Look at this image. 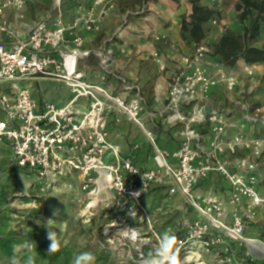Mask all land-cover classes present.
Listing matches in <instances>:
<instances>
[{
  "label": "built area",
  "instance_id": "obj_1",
  "mask_svg": "<svg viewBox=\"0 0 264 264\" xmlns=\"http://www.w3.org/2000/svg\"><path fill=\"white\" fill-rule=\"evenodd\" d=\"M65 1L53 0L49 13L30 26L26 39L0 40V82L9 85L8 90L0 91V141L11 149V165L29 171L46 187L76 172L85 207L89 200L100 199L101 191H111L128 205V215L134 210L135 216L148 220L157 238L145 200L155 188L167 187L170 195L181 194L197 213L177 235L179 252L185 251L188 258L198 251L234 264L232 243L247 245L248 228L264 213V129L258 134L248 129L253 124L264 125V111L252 102L254 87L242 85V77L255 76L257 65L243 59L235 65L225 63L204 35L182 47L171 44L179 56L159 115L167 125L180 128L182 140L169 153L158 148L149 133L156 167L143 169L109 141L107 119L117 110L143 127L144 97L137 94L128 100L115 96L104 86L106 74L100 83L92 82L79 67L92 54L84 48L79 29L101 30L105 7L98 8L105 0H91V4L80 0L72 23L64 20ZM11 6L24 18L25 0H0L1 31L8 30L6 9ZM130 14L134 15L129 12L125 21ZM211 22L217 24L216 19ZM154 38L160 41L167 36ZM115 39L114 35L107 42ZM96 55L106 73L117 61L107 44ZM157 61L162 70L167 69L165 60ZM37 77L61 81L70 89L71 99L62 106L37 101L22 84ZM218 88L224 97L221 101L213 97ZM82 99L87 106L80 104ZM242 151L248 154H240ZM216 175L229 183L227 199L215 187L200 190L202 183ZM99 205L89 207L85 215H93ZM255 255L249 249L243 261L253 262Z\"/></svg>",
  "mask_w": 264,
  "mask_h": 264
},
{
  "label": "rangeland",
  "instance_id": "obj_2",
  "mask_svg": "<svg viewBox=\"0 0 264 264\" xmlns=\"http://www.w3.org/2000/svg\"><path fill=\"white\" fill-rule=\"evenodd\" d=\"M53 0H25V9L23 11L24 18H20L19 12L16 8L11 6V9H6L7 24L15 23V20L20 19L21 23H24L29 30L30 26L37 21L45 17L52 6ZM68 2L80 1V0H67ZM85 2L89 0H84ZM243 0H204L199 1V5L205 7L209 11L207 19L202 23L204 36L208 34L214 35L209 39L214 52L219 58L223 59L221 55H218L215 48L221 42L222 37L229 35V37L243 45L245 49L258 48L264 51V12H257L255 9L248 10L243 6ZM114 9H111L109 13L122 16L126 10L136 12L139 5L142 6V0H114ZM118 4V6H117ZM145 16L141 18V15L130 14L128 19L134 22H147L150 24L169 23V17L176 12L178 18H182V37L191 42L190 30L192 27V20L194 19L195 12L190 17V7L193 9L196 6L195 0L188 2L189 5L182 3L180 0H146L145 3ZM28 11V12H27ZM27 12V13H26ZM148 17V18H147ZM186 17L189 19L187 20ZM145 18V19H144ZM148 20H147V19ZM217 20V24L213 25L211 20ZM1 20V18H0ZM184 20L185 22L184 25ZM19 21V23H20ZM254 22L258 23V28L253 29ZM139 24V23H138ZM185 26V29H183ZM222 27L223 32L218 31ZM222 34L221 37L218 34ZM105 34L98 36L95 46L98 48L102 45V41ZM154 36L156 34L148 31H141L140 46L148 49L151 46V42H160L164 44L167 39L156 40ZM207 36V37H208ZM216 40H218L216 42ZM170 45V42L165 43ZM131 47H135L138 44H129ZM239 53H235V56ZM256 74L253 78L242 77V85L244 88L249 86L254 87V93L251 96L252 102L264 111V59L256 63ZM30 85L32 92L38 98L43 96L44 98H50L60 105L62 101L70 100L71 94L68 87L58 80H29L26 81ZM4 83L0 82V88H5ZM88 104V103H87ZM82 109V107H81ZM264 113V112H263ZM0 116L3 117V113L0 110ZM248 128L258 134V131L264 129V125L261 123L251 125ZM17 172V171H16ZM16 173H14L13 176ZM13 178V177H11ZM15 181V180H14ZM9 180V192L5 193L0 198L4 202V210L9 211L12 217L15 219L18 216L24 223L26 228L25 238H30L35 241L38 237H45L46 243L49 245L47 239V229L43 226V223L49 218L56 219V224L53 226V230L59 233V239L62 241L61 250L55 254L49 255L43 259L40 256L37 257V264H72V259L77 252L91 251L95 254V264H120L118 257L113 255V244L110 241H115L117 248H123L131 253L132 259L128 261V264H137V260L140 256L149 253L158 243V238L150 230L149 222L144 217L135 216L132 218L127 213V204H125L118 197L107 200L106 204L101 203L94 211L93 215L86 216L83 213L85 208V195L81 191V179L79 174L72 172L68 175L60 177L50 187L39 183L37 180L33 182V178L26 173H22V177L17 178L18 184ZM12 183V184H11ZM27 187L23 190V187ZM169 191V190H168ZM172 197L169 193L163 194V203L172 204ZM156 202H145V206L149 211L151 224L155 231L161 235V228L170 224L172 220L176 221L181 215L178 210L173 211L171 208H164L163 212H159L155 207ZM150 205V206H149ZM44 209L39 216L33 217L31 210ZM51 211V212H50ZM58 211L57 217L53 216V212ZM50 212V213H49ZM173 212V213H172ZM18 215V216H16ZM33 218L35 228H30L27 225L26 216ZM19 218V217H18ZM259 221L256 224L251 225L246 235L250 238H255L264 242V213L258 216ZM41 224H37V222ZM161 223H163L161 225ZM21 224V223H20ZM123 227H136L141 233V241L136 245H132L128 241L118 240L117 234L119 228ZM177 235L181 233V230H173ZM44 242V241H43ZM232 254L236 261H242L243 264H264V260H258L256 262L247 261L243 259L247 257L249 253L248 246L244 243L239 245L237 242L232 243ZM185 251L179 252V257L182 264H194L187 258ZM203 259L206 264H228L223 258L216 257L215 255H209L202 253ZM256 256V255H255ZM235 262L234 264H237Z\"/></svg>",
  "mask_w": 264,
  "mask_h": 264
},
{
  "label": "crops",
  "instance_id": "obj_3",
  "mask_svg": "<svg viewBox=\"0 0 264 264\" xmlns=\"http://www.w3.org/2000/svg\"><path fill=\"white\" fill-rule=\"evenodd\" d=\"M114 0H105L104 5L98 8L99 11L105 7V11L101 16V30L99 32H88L83 29H79V32L85 38L84 48L92 51L91 56L84 58L80 61V69L85 73V75L92 82H101V78L106 74V82L104 86L115 96H120L122 98H128L131 100L137 94H140L144 97L146 101V106L144 111L141 113V122L143 127L131 119L126 114L120 113L117 110H113L108 114L107 121V130H108V139L111 143L118 147L122 156L132 157L136 164L143 169L155 168V146L152 143L149 133L155 139V145L161 150H165L169 153L175 151L182 140L180 135L179 127H171L162 121L159 112L163 108V104L166 101V97L169 91V84L171 73L173 70V64L175 60L178 59V53L173 50L170 46L171 44L182 47L186 40L182 37V18H178L176 12L169 17V23L161 24H150L147 22H134L133 20L127 19L125 21V16L132 12L131 10H126L125 14L122 16L109 13L111 9H114L115 3ZM182 3L189 5L188 2L191 0H180ZM204 0H200L203 2ZM142 6L139 5L138 10L134 15H141L143 18L145 16V3L146 0H142ZM88 4H91V0L88 1ZM118 6V4H117ZM11 9V7H9ZM79 11V1L64 3V20L67 23H72L75 16ZM28 12V11H27ZM26 12V13H27ZM194 13L193 9L190 7V17ZM148 18V17H147ZM146 18V19H147ZM145 19V18H144ZM188 20L189 18L186 17ZM39 20V19H38ZM148 20V19H147ZM20 19L15 20V23L8 25L7 31L0 30V40L5 42H13L17 40H24L28 37V28L24 23H19ZM139 23V24H138ZM141 31L152 32L156 35H166L170 45L161 44L160 42L152 41L151 46L146 49L143 46H140V36ZM105 34L102 45L98 48L95 46V42L101 34ZM116 36L115 41L107 42L110 37ZM206 34V37L210 39L213 34ZM219 37L222 36L220 33ZM218 40H216L217 42ZM211 42V41H210ZM138 44L135 47H131L129 44ZM107 44L108 47H111L116 56V62L111 67L109 72H105L100 58L96 55V52L103 46ZM175 56V57H174ZM158 58L166 61L167 69L162 70ZM243 60H240L238 63H242ZM34 79L39 80H48L42 77H37ZM30 79V80H34ZM29 81V80H27ZM23 86H26L30 89L33 97L39 102H52L57 105L55 101L50 98H40L36 97L31 90L29 84L26 81L22 82ZM5 88H0L2 90H8L9 85L4 84ZM69 89V88H68ZM69 92L72 97V93L69 89ZM213 97L221 101L224 99L221 89H217L213 92ZM71 99V98H70ZM68 100H64L58 106H62L67 103ZM82 106H87V100H80ZM1 110V109H0ZM155 114V117L152 116ZM1 117V116H0ZM240 154H248L247 151H242ZM11 149L5 141H0V198L4 196L5 193L9 192L10 182L14 181L15 185L18 184L17 178L22 177V173H26L33 178L35 182L36 177L27 170L18 169L11 165ZM169 161L174 163L172 157ZM17 171V172H16ZM16 173V176H13ZM13 177V178H11ZM12 184V183H11ZM210 187H215L225 199L229 196V183L221 178L213 177L202 183L200 190H206ZM27 187H23V190H26ZM168 193L167 187H157L151 192L145 202L151 204L153 201L156 202L155 207L157 210L160 208L169 207L173 211H179L180 213L176 221L172 220L170 224L163 226L161 228V234L165 231L173 232V230L183 231L185 228L186 222L194 221L197 218V213L193 210L186 202L184 197L181 194H175L172 197V204L163 203V194ZM115 193L103 190L101 191L99 198L100 204H106L107 200L113 199ZM4 202L0 200V264H7L8 257L12 254V245L21 241L22 238H25L26 228L23 226V222L20 219L22 216H18L16 219L12 217V214L4 210ZM150 206V205H149ZM44 209H33L31 214L33 217L39 216L41 212L44 214ZM51 212V211H50ZM49 212V213H50ZM85 213V209L83 210ZM173 213V212H172ZM33 218H28L26 216V224L30 225V228H35L34 222L31 221ZM259 221V218L258 220ZM256 221V222H257ZM21 223V224H20ZM163 223H161L162 225ZM253 224H256L255 222ZM252 224V225H253ZM174 233V232H173ZM250 238V237H249ZM38 237L35 242L37 244V257L40 256L43 259L47 258L48 243H46L45 237ZM255 239V238H254ZM44 241V242H43ZM255 260H264V254L256 252ZM263 256V257H262Z\"/></svg>",
  "mask_w": 264,
  "mask_h": 264
},
{
  "label": "clouds",
  "instance_id": "obj_4",
  "mask_svg": "<svg viewBox=\"0 0 264 264\" xmlns=\"http://www.w3.org/2000/svg\"><path fill=\"white\" fill-rule=\"evenodd\" d=\"M138 196V193H134ZM91 196V194H90ZM92 201L89 202V207L92 206ZM58 211L53 212V216L57 217ZM129 215L134 218L136 212L134 210L129 211ZM37 222V221H36ZM56 219L49 218L43 226L47 229V239L49 240V246L47 248V254L52 255L61 250L62 241L59 239V233L53 230V226L56 224ZM37 222V224H41ZM118 240L128 241L132 245H136L142 239L140 231L136 227H123L119 228L117 234ZM113 244V255L118 257L120 264H128V261L132 259L131 253L123 248H117L115 241H110ZM178 237L175 233L165 231L158 238L156 246L146 255H142L138 258L137 264H182L179 257ZM37 244L30 238H22L20 242L12 245V254L8 257L7 264H37ZM96 257L91 251L77 252L73 259L72 264H95Z\"/></svg>",
  "mask_w": 264,
  "mask_h": 264
},
{
  "label": "trees",
  "instance_id": "obj_5",
  "mask_svg": "<svg viewBox=\"0 0 264 264\" xmlns=\"http://www.w3.org/2000/svg\"><path fill=\"white\" fill-rule=\"evenodd\" d=\"M200 0H195V16L192 20V29L190 30L191 40L198 41L204 34L202 23L207 19L209 11L205 7L199 5ZM243 6L248 8V10L255 9L257 12H264V0H243ZM187 21L184 20V25ZM252 28L255 30L258 28V23L254 22ZM185 29V26H183ZM215 51L218 55H221L223 61L229 65H235L237 61L243 59L247 63L256 64L264 59V51L258 48L245 49L238 40H234L225 35L222 37L219 45L216 46ZM235 53L239 55L235 56Z\"/></svg>",
  "mask_w": 264,
  "mask_h": 264
},
{
  "label": "bare ground",
  "instance_id": "obj_6",
  "mask_svg": "<svg viewBox=\"0 0 264 264\" xmlns=\"http://www.w3.org/2000/svg\"><path fill=\"white\" fill-rule=\"evenodd\" d=\"M91 201L93 202L92 206H96V205H98V203L100 204V202H101L100 199H94V200H91ZM89 202H90V200H89ZM88 208H89V204L87 205V207H85V213L84 214L87 213L86 210ZM247 245H248L250 251H252L254 253L259 252V253L264 254V245L259 240H256L254 238H249V240L247 241ZM188 260L189 261H193L194 264H206V262L204 261L201 253L198 252V251H195V252L191 253V255L188 257Z\"/></svg>",
  "mask_w": 264,
  "mask_h": 264
}]
</instances>
